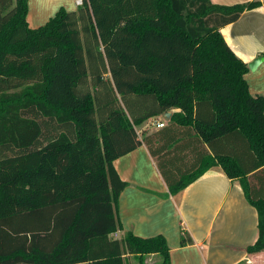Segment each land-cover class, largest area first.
<instances>
[{
  "label": "trees",
  "instance_id": "trees-1",
  "mask_svg": "<svg viewBox=\"0 0 264 264\" xmlns=\"http://www.w3.org/2000/svg\"><path fill=\"white\" fill-rule=\"evenodd\" d=\"M259 4L83 0L30 28L27 0H0V264H170L163 235H109L127 185L113 161L142 143L153 153L159 132L135 126L171 109L161 132L198 140L239 180L257 212L245 251H264V95L219 31ZM201 157L170 191L208 167Z\"/></svg>",
  "mask_w": 264,
  "mask_h": 264
},
{
  "label": "crops",
  "instance_id": "crops-1",
  "mask_svg": "<svg viewBox=\"0 0 264 264\" xmlns=\"http://www.w3.org/2000/svg\"><path fill=\"white\" fill-rule=\"evenodd\" d=\"M214 4L233 5L253 0H210ZM243 11L233 22L219 31L224 40L247 66L264 56V0ZM63 7L77 9L75 0H27L26 21L30 28L45 24ZM251 94L264 95V60L245 74ZM171 109L141 124L140 139L159 132L152 143L153 153L142 143L113 161L114 168L127 185L117 199V217L121 229L111 239H121L128 231L141 237L163 235L169 248L170 264H264V251L249 254L248 245L257 238V212L247 201L237 179H230L222 167L212 161V154H203L198 140L178 133L174 139L169 124ZM157 122L164 125L158 127ZM185 136V137H183ZM185 138V139H183ZM174 140V141H173ZM204 150V151H203ZM202 163L208 167L191 183L175 192L169 184ZM185 236L186 244H181ZM160 254H148L143 264H151ZM139 257L124 256V264ZM158 261V259H157ZM127 262V263H126ZM86 264V263H78ZM132 264V263H131Z\"/></svg>",
  "mask_w": 264,
  "mask_h": 264
},
{
  "label": "water",
  "instance_id": "water-1",
  "mask_svg": "<svg viewBox=\"0 0 264 264\" xmlns=\"http://www.w3.org/2000/svg\"><path fill=\"white\" fill-rule=\"evenodd\" d=\"M264 60V56H259L248 63V68L250 70H254L262 61Z\"/></svg>",
  "mask_w": 264,
  "mask_h": 264
},
{
  "label": "rangeland",
  "instance_id": "rangeland-1",
  "mask_svg": "<svg viewBox=\"0 0 264 264\" xmlns=\"http://www.w3.org/2000/svg\"><path fill=\"white\" fill-rule=\"evenodd\" d=\"M141 127H136V130L138 131V132H141V129H140ZM157 259H158V261H157ZM157 259L154 261V260H149L150 261V263L151 264H159L160 263V261H161V256H157ZM133 260V259H132ZM127 263V262H126ZM135 264V262H134V260H133V262L130 260V261H128V263L127 264Z\"/></svg>",
  "mask_w": 264,
  "mask_h": 264
},
{
  "label": "built area",
  "instance_id": "built-area-1",
  "mask_svg": "<svg viewBox=\"0 0 264 264\" xmlns=\"http://www.w3.org/2000/svg\"><path fill=\"white\" fill-rule=\"evenodd\" d=\"M82 3H83V0H75V4H76L77 6H81ZM156 125H157L158 127H162L164 124H163L162 122H157Z\"/></svg>",
  "mask_w": 264,
  "mask_h": 264
}]
</instances>
